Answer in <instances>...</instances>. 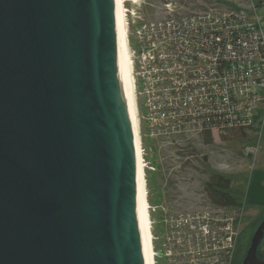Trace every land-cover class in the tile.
<instances>
[{
	"label": "water",
	"instance_id": "95a60500",
	"mask_svg": "<svg viewBox=\"0 0 264 264\" xmlns=\"http://www.w3.org/2000/svg\"><path fill=\"white\" fill-rule=\"evenodd\" d=\"M0 264H149L116 0H0Z\"/></svg>",
	"mask_w": 264,
	"mask_h": 264
},
{
	"label": "built area",
	"instance_id": "2783aa9c",
	"mask_svg": "<svg viewBox=\"0 0 264 264\" xmlns=\"http://www.w3.org/2000/svg\"><path fill=\"white\" fill-rule=\"evenodd\" d=\"M184 1L166 0L156 19L139 15L131 21L139 125L142 99L149 135L162 142L198 137L207 146L231 133L242 139L260 134L264 19L257 5L217 0L198 7ZM129 26L126 22L128 45ZM252 154L245 150L246 156ZM149 213L153 264H235L242 205L221 207L206 199L178 212L153 205Z\"/></svg>",
	"mask_w": 264,
	"mask_h": 264
},
{
	"label": "rangeland",
	"instance_id": "374dc122",
	"mask_svg": "<svg viewBox=\"0 0 264 264\" xmlns=\"http://www.w3.org/2000/svg\"><path fill=\"white\" fill-rule=\"evenodd\" d=\"M165 1L124 0L125 22L130 24L128 27L130 50L134 46L132 19L139 15L144 19H156ZM173 1L185 3L184 0ZM216 1L191 0L190 4L199 7L217 4ZM223 1L239 4L243 0ZM249 1L247 3L257 5V14L264 19V0ZM144 111L143 100L139 99V134L142 163L146 165V167L144 165V178L149 223V206H158L159 201L162 200L171 212L192 209L206 200L203 183L208 176L211 174L225 176L231 181L228 192L243 207L236 249V254L240 258L243 257L253 232L264 214V122L260 134L252 135L247 139H230L222 136L220 141H213L205 146L198 137L185 136L177 142L172 138L168 142L151 138ZM246 149H252L254 154L250 157L246 156ZM154 218L160 220L158 214H155ZM160 230L157 231L158 236ZM157 250L161 251L160 242L157 243ZM258 251L259 255L264 257V237Z\"/></svg>",
	"mask_w": 264,
	"mask_h": 264
},
{
	"label": "bare ground",
	"instance_id": "6f19581e",
	"mask_svg": "<svg viewBox=\"0 0 264 264\" xmlns=\"http://www.w3.org/2000/svg\"><path fill=\"white\" fill-rule=\"evenodd\" d=\"M124 0H116L117 7V18H118V30H119V42H120V54H121V66H122V78H123V90H124V99L127 107V112L129 116V121L131 125V130L134 139L135 154H136V163L144 219V228L148 252L149 264H153V257L151 251V230L150 223L147 213V200H146V184L144 178V165L142 163V154H141V143H140V134H139V123L137 112L135 108V97L133 91V77L131 75L132 66L131 58L128 46V37L126 35V22L124 15ZM131 66V68H130ZM149 209V208H148Z\"/></svg>",
	"mask_w": 264,
	"mask_h": 264
},
{
	"label": "trees",
	"instance_id": "16d2710c",
	"mask_svg": "<svg viewBox=\"0 0 264 264\" xmlns=\"http://www.w3.org/2000/svg\"><path fill=\"white\" fill-rule=\"evenodd\" d=\"M221 2V1H219ZM239 138L237 133H231L223 137L226 138ZM211 137L206 138V142H211ZM230 179L219 174H211L208 176L207 180L203 183V193L206 199L216 206L221 207H240L241 204L237 203L236 200L230 195ZM162 198V194H160ZM161 201H159V204ZM158 204V205H159Z\"/></svg>",
	"mask_w": 264,
	"mask_h": 264
},
{
	"label": "flooded vegetation",
	"instance_id": "af4514ba",
	"mask_svg": "<svg viewBox=\"0 0 264 264\" xmlns=\"http://www.w3.org/2000/svg\"><path fill=\"white\" fill-rule=\"evenodd\" d=\"M161 201V203L158 205L159 207H161L163 210H168V208L166 207V205L162 202V200H160ZM264 217V214H263V216H261V218H260V220H259V222L261 221V219ZM151 232V231H150ZM252 238V237H251ZM244 257H245V255L243 256V257H239V255L237 254V256H236V260H235V264H241L242 263V261H243V259H244ZM258 259L259 260H264V257H262V256H260L259 255V251H258Z\"/></svg>",
	"mask_w": 264,
	"mask_h": 264
}]
</instances>
